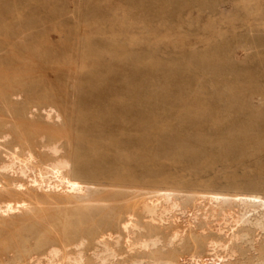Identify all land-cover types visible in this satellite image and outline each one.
<instances>
[{"label":"rangeland","instance_id":"rangeland-1","mask_svg":"<svg viewBox=\"0 0 264 264\" xmlns=\"http://www.w3.org/2000/svg\"><path fill=\"white\" fill-rule=\"evenodd\" d=\"M23 113L34 114L22 121L31 155L114 162L101 186L121 188L122 201L184 182L217 184L221 197L263 182L264 0H0V143L15 147L0 148L5 190L46 167L13 154L11 115ZM198 255L189 263L221 264Z\"/></svg>","mask_w":264,"mask_h":264},{"label":"bare ground","instance_id":"bare-ground-1","mask_svg":"<svg viewBox=\"0 0 264 264\" xmlns=\"http://www.w3.org/2000/svg\"><path fill=\"white\" fill-rule=\"evenodd\" d=\"M202 110L196 109L197 115ZM33 115H11L20 140L13 154L24 155L28 165L46 167L44 175H33L31 184L20 181L16 191L0 187V264H181L184 259L190 264L199 261L203 250L221 264H264V181L235 185L225 197L217 184L199 189L184 182L181 190H154L144 198L137 190L134 198L122 201L121 188L101 186L119 167L114 162L102 167L94 158V164L81 166L78 158L72 164L62 156L41 160L31 155L22 121ZM30 131L37 133L36 126ZM0 148L15 147L0 143ZM26 171L10 169L19 179ZM22 191L30 195L29 203L20 200ZM123 202L125 211L115 213ZM103 205L115 208L112 217L100 213Z\"/></svg>","mask_w":264,"mask_h":264}]
</instances>
